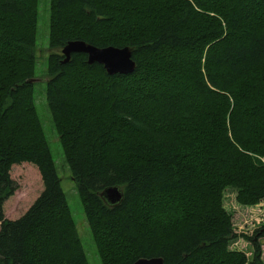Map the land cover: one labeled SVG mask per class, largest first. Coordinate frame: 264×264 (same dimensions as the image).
I'll use <instances>...</instances> for the list:
<instances>
[{"label":"trees","instance_id":"trees-1","mask_svg":"<svg viewBox=\"0 0 264 264\" xmlns=\"http://www.w3.org/2000/svg\"><path fill=\"white\" fill-rule=\"evenodd\" d=\"M38 0H0V264H88L35 106ZM44 99L101 264H264L224 193L264 200V0H50ZM70 41L132 51L108 76ZM42 192L4 218L12 166ZM118 186L108 207L98 193Z\"/></svg>","mask_w":264,"mask_h":264},{"label":"rangeland","instance_id":"rangeland-1","mask_svg":"<svg viewBox=\"0 0 264 264\" xmlns=\"http://www.w3.org/2000/svg\"><path fill=\"white\" fill-rule=\"evenodd\" d=\"M49 16L50 0H38L35 41V55L37 56V60L34 79L36 81L34 86L36 111L87 263L101 264L84 217L83 208L77 196L75 184L71 179L70 172L64 161L58 137L53 128L45 99L43 98L47 81L45 74L46 61L49 55ZM9 176L13 182L14 192L3 202L2 210L6 220L14 221L25 214L34 203L42 192V184L36 167L31 164L12 166ZM223 205L226 212L231 216L234 233L239 236V238L231 244L230 249L243 252L250 258L252 249L247 240L242 236L247 238L253 237L255 231L259 230L264 225V200L256 206L244 207L235 202L234 192L227 190L224 193ZM261 243V255L264 259V238L261 239Z\"/></svg>","mask_w":264,"mask_h":264},{"label":"water","instance_id":"water-1","mask_svg":"<svg viewBox=\"0 0 264 264\" xmlns=\"http://www.w3.org/2000/svg\"><path fill=\"white\" fill-rule=\"evenodd\" d=\"M64 57L63 63H68L71 55L83 54L86 56L87 64H98L103 67L108 76L130 75L135 71V63L132 60V51L124 48H96L83 41H70L61 49ZM30 81V83L34 82ZM98 197L110 208L118 206L123 200V191L120 187H108L98 193ZM133 264H163L161 258H141Z\"/></svg>","mask_w":264,"mask_h":264}]
</instances>
